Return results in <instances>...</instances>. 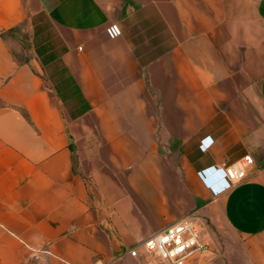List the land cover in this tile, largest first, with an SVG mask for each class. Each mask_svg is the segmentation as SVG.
Here are the masks:
<instances>
[{"label":"crops","instance_id":"1","mask_svg":"<svg viewBox=\"0 0 264 264\" xmlns=\"http://www.w3.org/2000/svg\"><path fill=\"white\" fill-rule=\"evenodd\" d=\"M182 219L264 264V0H0V264H167Z\"/></svg>","mask_w":264,"mask_h":264},{"label":"built area","instance_id":"2","mask_svg":"<svg viewBox=\"0 0 264 264\" xmlns=\"http://www.w3.org/2000/svg\"><path fill=\"white\" fill-rule=\"evenodd\" d=\"M253 162L251 153L244 155L241 165L223 162L228 176L236 181H242L248 176L247 167ZM201 246L198 232L190 220H178L161 229L153 231L144 239L133 245L131 254L137 255L141 249L149 256L160 258L167 264H185L189 255ZM95 264H101L96 261Z\"/></svg>","mask_w":264,"mask_h":264},{"label":"rangeland","instance_id":"3","mask_svg":"<svg viewBox=\"0 0 264 264\" xmlns=\"http://www.w3.org/2000/svg\"><path fill=\"white\" fill-rule=\"evenodd\" d=\"M197 232H199V228L194 223ZM219 240L221 241L219 246L214 248L213 250L220 255L221 257L225 255V252H229L230 249H233L234 246L238 245L241 237L231 232L226 224L223 222V232L219 233Z\"/></svg>","mask_w":264,"mask_h":264}]
</instances>
